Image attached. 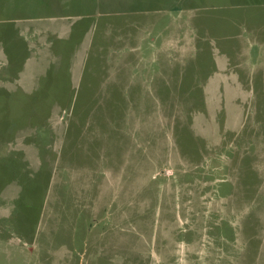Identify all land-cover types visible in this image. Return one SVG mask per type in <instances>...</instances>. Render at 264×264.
I'll return each mask as SVG.
<instances>
[{"label":"rangeland","instance_id":"1","mask_svg":"<svg viewBox=\"0 0 264 264\" xmlns=\"http://www.w3.org/2000/svg\"><path fill=\"white\" fill-rule=\"evenodd\" d=\"M0 264H264V0H0Z\"/></svg>","mask_w":264,"mask_h":264},{"label":"crops","instance_id":"2","mask_svg":"<svg viewBox=\"0 0 264 264\" xmlns=\"http://www.w3.org/2000/svg\"><path fill=\"white\" fill-rule=\"evenodd\" d=\"M241 5H243V4H241ZM234 6L237 7V5H233V7H234Z\"/></svg>","mask_w":264,"mask_h":264}]
</instances>
